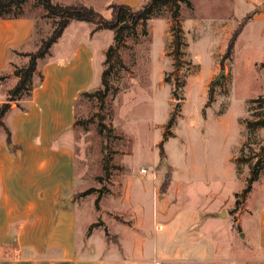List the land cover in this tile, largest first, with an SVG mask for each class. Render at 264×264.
<instances>
[{"label":"crops","instance_id":"crops-1","mask_svg":"<svg viewBox=\"0 0 264 264\" xmlns=\"http://www.w3.org/2000/svg\"><path fill=\"white\" fill-rule=\"evenodd\" d=\"M52 1L83 3L104 16L112 4L136 7L143 0ZM257 1L253 10L259 12L253 17L264 21V0ZM36 26L28 15L0 19V75L19 64ZM93 29L90 23L72 22L41 63L42 79L31 97L20 102L23 109L11 102L2 119L0 264H264V181L255 182L236 208L227 178L201 177L195 166L188 174L173 168L165 192L161 181L142 175L140 191L150 189L157 202L148 207L139 201L137 182L127 177L122 195L116 197L119 205L94 206L95 219L82 226L77 239L69 210L80 205L83 196L99 192L82 195L87 190H80L82 200L76 199L71 140L77 100L100 86L109 48L102 43L105 30L93 34ZM6 103L3 88L0 106ZM97 200L101 202L94 196L93 204Z\"/></svg>","mask_w":264,"mask_h":264},{"label":"rangeland","instance_id":"rangeland-1","mask_svg":"<svg viewBox=\"0 0 264 264\" xmlns=\"http://www.w3.org/2000/svg\"><path fill=\"white\" fill-rule=\"evenodd\" d=\"M192 1V11L185 7L181 11L187 46L178 57L173 50L171 20H151L147 24L148 36H141L138 43L127 38L118 51L104 103L95 96L77 100L75 119L79 123L72 127L71 140L79 187L76 199L84 200L69 210V217L78 240L82 226L95 219L94 206L112 209L119 205L116 197L122 195L129 176L140 191L142 175L148 181L164 184L173 168L177 174H188L195 166L201 177L225 176L228 192L236 201L234 193L246 188L249 168L240 165L241 172L237 174L232 159L241 156L243 144V156L256 155L253 161L264 156V128L248 133L243 124L245 119L255 120L254 112L264 113V108L251 103L264 98V21L252 17L232 54L226 57L232 33L259 5L258 1ZM14 14L34 17L37 26L35 36L18 58L19 64L9 66L5 72L11 75L4 80L0 95L4 88L7 99L8 91L19 80L15 71L28 65L30 55L52 34L56 20L35 0L16 8ZM104 16L109 18L110 13L104 12ZM142 30L138 27V34ZM104 36L102 43L109 47L114 32L105 30ZM99 62L98 56L95 65L99 66ZM222 71L224 75L215 83ZM39 75L34 77L35 84ZM100 84L99 79L97 85ZM100 87L93 91L91 88L90 93ZM174 90L177 99L173 97ZM210 95L212 102L207 105ZM88 189L99 192L81 198L80 190ZM140 192L139 201L144 207L156 202L150 189ZM94 196L101 202L93 204ZM134 197L133 202H138Z\"/></svg>","mask_w":264,"mask_h":264},{"label":"trees","instance_id":"trees-1","mask_svg":"<svg viewBox=\"0 0 264 264\" xmlns=\"http://www.w3.org/2000/svg\"><path fill=\"white\" fill-rule=\"evenodd\" d=\"M28 1L30 0H0V19H13L24 16L22 14H14V11L16 8H21ZM35 1L37 5L41 6L50 17L56 19L54 30L50 37L42 42L37 52L30 55L28 65L15 71L14 75L19 77V80L17 84L8 91V103L0 106V127H4L2 119L6 112L10 109L11 102L17 103V106L23 109L20 102L29 99L32 95L35 88L34 77L35 75H39V61L50 55L52 47L59 41L65 29L72 22H86L94 25V29L92 30L93 34L101 30H112L114 32L113 44L110 45L105 52L104 69L101 77L100 89L96 90L94 93H82L80 96L81 99L87 96H95L99 98L101 103H104V100L111 89L110 79L114 71V59L118 56V51L125 43L126 39L133 38L134 41L138 43L141 36H148L147 24L149 21L157 19H170L172 22L171 32L173 34V50L175 51V55L178 57L181 53V49L187 46L183 28L184 19L181 11L183 7L191 11L194 9L192 0H143L136 7H131L125 4H112L108 7L110 17L106 18L92 6L79 2L73 4H59L54 3L52 0ZM258 12V9L252 10L251 14L248 15L234 30L228 42L226 57H230L243 28ZM140 26L143 30L141 34H138L137 28ZM39 76L41 80V74ZM7 77L8 74L0 75V83L7 79ZM166 81L168 82V80ZM173 97L177 99L176 90L173 91ZM210 102H212L211 95L207 105H209ZM251 103H257L261 108H264L263 97L252 100ZM252 116L255 120L251 121L245 119L243 121L248 133L259 128H264V113L254 112ZM78 123L79 120L75 119L74 126L78 125ZM170 124H173V122H170ZM5 130L9 136V130L7 128H5ZM163 142L164 141H162L160 145L161 154L163 153ZM245 149L246 144H243L240 148L241 156L232 159V162L235 164L237 174H240L241 172L240 165H246L249 168L247 186L241 194L236 195V207H238L241 204V201L245 199L255 182H258L259 180L264 181V156H261L260 158H257L256 161H253L256 155L253 157L243 156ZM262 149L264 150V147ZM170 179L171 176L167 177L166 182L162 184L161 192L166 191L170 183ZM93 191H95V189H89L82 195H88ZM96 204H98V200Z\"/></svg>","mask_w":264,"mask_h":264},{"label":"water","instance_id":"water-1","mask_svg":"<svg viewBox=\"0 0 264 264\" xmlns=\"http://www.w3.org/2000/svg\"><path fill=\"white\" fill-rule=\"evenodd\" d=\"M224 75V71H222L220 74H219V76L217 77V79L215 80V83L216 82H218L220 79H221V77ZM69 204V203H68Z\"/></svg>","mask_w":264,"mask_h":264},{"label":"built area","instance_id":"built-area-1","mask_svg":"<svg viewBox=\"0 0 264 264\" xmlns=\"http://www.w3.org/2000/svg\"><path fill=\"white\" fill-rule=\"evenodd\" d=\"M143 172H146V171L144 170ZM156 264H160V263L156 262Z\"/></svg>","mask_w":264,"mask_h":264}]
</instances>
